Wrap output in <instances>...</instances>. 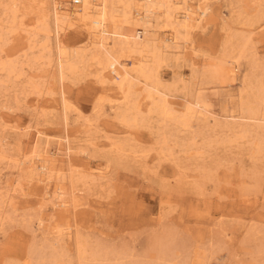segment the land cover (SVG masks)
<instances>
[{"label":"rangeland","instance_id":"374dc122","mask_svg":"<svg viewBox=\"0 0 264 264\" xmlns=\"http://www.w3.org/2000/svg\"><path fill=\"white\" fill-rule=\"evenodd\" d=\"M15 1V27L0 3V63L15 66L0 68V264H264V0H192L206 13L182 53L149 54L129 98L79 26L59 31L61 76L52 0ZM157 26L143 51L174 34ZM162 98L171 117L151 109ZM66 146L44 177L38 156Z\"/></svg>","mask_w":264,"mask_h":264},{"label":"bare ground","instance_id":"6f19581e","mask_svg":"<svg viewBox=\"0 0 264 264\" xmlns=\"http://www.w3.org/2000/svg\"><path fill=\"white\" fill-rule=\"evenodd\" d=\"M79 1L80 3L78 5L80 4L81 5L79 9H76V10L75 9L69 10L70 7H68L67 4H65L64 0H52L51 2L52 3L51 12L50 11L49 12L52 13L51 15L52 22L56 30V33H57L56 35L57 38L56 37L55 38H56L57 56H58V60L60 64L59 66L60 75L63 76L62 74L64 73L65 65L66 66L68 65L67 64L64 65L67 57H65L66 56L65 50H64L61 40L59 39V31H62L64 28L70 29V27L79 26L83 28L89 34V36H91V42L89 46H93L95 49L102 51V54L104 53V56H103L100 52L99 53L96 52L90 57V60L96 61L97 62L96 64H99V65L103 63L106 66H114L117 68V72L122 77L121 78L122 82L119 85V89L120 91L123 92L124 94L123 96L125 98H129L131 97V95L134 96V94L136 93L135 86L137 84L143 82V86H144L149 80L152 79L153 77L152 68L148 67V64H147L148 59H150L149 54L150 55L152 54V57L154 58L155 56L153 55L155 52L158 54L159 53L162 54L163 50H170V51H173L176 54V56H179L182 53V50L180 48L183 44L180 45L179 43L180 41H179V38L177 37L178 33L180 31L183 32V31H188L189 29H191L192 22H194L195 20L200 21L201 17H203L206 13V10L204 9V10H201L199 15L195 14L196 10L199 7L198 8L196 7L194 9L191 6L192 0H140L141 2L137 0H79ZM1 2L2 4L5 2L11 3L12 5L11 7L13 8L9 6L11 8L9 10L10 11L9 16L11 20L10 24L14 26V24L17 23L16 13L19 12L17 11V5L15 3L16 1L15 0H0V3ZM31 2H37L39 3V5H41L38 0H31ZM41 2H43V5H44V1H41ZM78 5H74V6H78ZM44 7H41L42 9L40 10L39 15H40V18L42 19L41 21L47 26L49 13L46 12V9H44ZM34 8H30L29 12L31 11V9H34ZM36 8L39 9L38 7ZM26 13H28V11H26ZM33 13L34 12H32V14ZM37 13L38 12H36V14ZM158 22H163L166 27H170V30H172L174 34H172L170 38L165 37V38L159 39L158 46L156 47L148 46L147 51H143L138 46L140 43L137 41H134L135 37L139 36V33L143 36L146 35L148 33V29H151V28L159 29L160 27L157 26ZM128 25L132 27L134 26L136 30L130 33L123 32V28ZM46 26H45V31H46ZM138 30L139 32H137ZM141 35H140V38H143ZM73 54H74L73 56H77L78 52H75ZM68 59L66 61H68ZM77 61L75 60V62ZM125 61H129L130 66H127L125 64ZM73 66L75 65L73 64ZM73 66L71 68H73ZM0 68L1 70H6L7 74H12L14 72L15 66L11 64L0 63ZM149 97L150 95L145 94V96H143L142 99L149 98ZM132 106H133L132 110L134 111L133 113H135L136 116H138L141 113L140 108H138L137 105L135 106L132 105ZM152 106L153 108L151 109L156 113L158 112L161 118L171 117L169 116L170 115L169 113L174 111L173 109L171 111L168 101H166L163 98L159 100L158 102L153 103ZM193 106L195 107V103L188 102L186 105V112L188 111L192 114V111L194 112V110H192L194 109L192 108ZM194 116H196V114ZM132 119L134 121L136 120V118H132ZM168 121L170 122V120H167V122ZM181 122L184 125L188 124L187 120L184 118ZM174 124H178L177 120L176 122L174 120ZM65 148L66 150L64 151V153L62 150L57 149V151L55 152L56 155H54L53 157H51L49 154L38 156V162L40 164L39 165L40 173H42L44 177H46L45 175L48 176L49 173L51 174L52 170L55 169L54 168L55 162H58L56 157L58 155L60 156V154H63L66 157L70 156V152H71L70 148H67V146ZM32 166H33L32 170H36L37 167H35L33 164ZM32 166L30 165L29 167H32ZM44 177L43 178L41 177L42 179H38L39 183L40 182L42 183L44 180H46V182L48 181L47 179H44Z\"/></svg>","mask_w":264,"mask_h":264},{"label":"built area","instance_id":"2783aa9c","mask_svg":"<svg viewBox=\"0 0 264 264\" xmlns=\"http://www.w3.org/2000/svg\"><path fill=\"white\" fill-rule=\"evenodd\" d=\"M79 3H80L79 0H72V4H73V5H78Z\"/></svg>","mask_w":264,"mask_h":264}]
</instances>
